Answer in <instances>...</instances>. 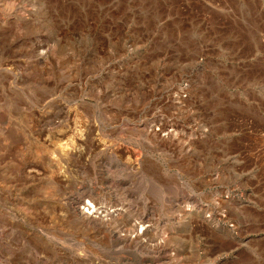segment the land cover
Segmentation results:
<instances>
[{
  "label": "rangeland",
  "instance_id": "obj_1",
  "mask_svg": "<svg viewBox=\"0 0 264 264\" xmlns=\"http://www.w3.org/2000/svg\"><path fill=\"white\" fill-rule=\"evenodd\" d=\"M0 264H264V0H0Z\"/></svg>",
  "mask_w": 264,
  "mask_h": 264
},
{
  "label": "bare ground",
  "instance_id": "obj_2",
  "mask_svg": "<svg viewBox=\"0 0 264 264\" xmlns=\"http://www.w3.org/2000/svg\"><path fill=\"white\" fill-rule=\"evenodd\" d=\"M35 152V153H42V152H46V148L44 147V145L40 144L39 148L35 151L30 150V152ZM54 165H56V162H54ZM88 194V192H84V195ZM85 200V199H84ZM81 208L83 209L84 212H88V213H92L95 209V204L92 203L91 200H86V202L84 203V205L81 206ZM115 224V223H114ZM112 228V227H111ZM115 228V227H114ZM124 241V240H123Z\"/></svg>",
  "mask_w": 264,
  "mask_h": 264
}]
</instances>
